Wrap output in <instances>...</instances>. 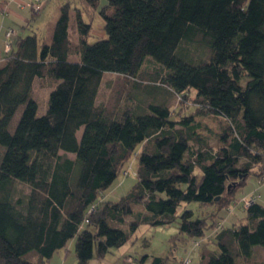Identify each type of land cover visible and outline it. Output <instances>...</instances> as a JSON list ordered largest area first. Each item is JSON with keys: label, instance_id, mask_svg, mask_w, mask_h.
Returning <instances> with one entry per match:
<instances>
[{"label": "trees", "instance_id": "1", "mask_svg": "<svg viewBox=\"0 0 264 264\" xmlns=\"http://www.w3.org/2000/svg\"><path fill=\"white\" fill-rule=\"evenodd\" d=\"M98 2L81 0L98 10L105 37L89 43L91 24L76 9L73 41L64 4L45 34L17 37L0 60V264H46L74 237L76 264H90L141 225L173 224L193 243L213 235L199 264H250L257 252L264 264V205L243 209V222L220 220L247 178L264 176V0ZM186 40L208 56L185 61L176 51ZM147 57L163 70L150 82L135 77ZM105 73L136 92L97 104ZM36 80L51 84L40 116ZM153 86L179 100L193 93V109L172 117L166 101L138 91ZM206 116L221 121L214 146L198 120ZM137 148L135 184L103 200ZM191 203L212 211L195 218Z\"/></svg>", "mask_w": 264, "mask_h": 264}, {"label": "rangeland", "instance_id": "2", "mask_svg": "<svg viewBox=\"0 0 264 264\" xmlns=\"http://www.w3.org/2000/svg\"><path fill=\"white\" fill-rule=\"evenodd\" d=\"M68 4L70 8L68 30L70 38L76 41L77 33L75 29V13L76 9L81 10L82 18L84 22L91 24L89 43L95 42L105 37L103 27V21L98 15V10L93 11L82 7L81 0H0V51L6 55L5 46L6 42L14 44L17 37L31 35L36 32L45 34L49 26V22L56 20L59 13V8ZM106 4V0H99V8ZM38 6V7H37ZM37 7V9H36ZM39 10L38 14L34 13ZM3 10V11H2ZM80 12V11H79ZM10 30L11 34L9 38L6 37V31ZM41 35V34H40ZM13 36V37H12ZM8 46V45H7ZM4 51V52H3ZM185 61H193L204 59L208 56V49L201 43H195L194 41L186 40L183 42L176 51ZM3 55V57H4ZM0 57V60L1 58ZM2 62V61H1ZM163 73V70L159 65L153 62L150 57H147L143 63L142 69L135 75L136 78L143 81H153L156 75ZM134 77V78H135ZM135 78V79H136ZM156 82V81H155ZM244 79L242 80V84ZM156 89L149 90L145 87L138 89L139 93H149L153 99L158 101H166L169 104L172 111V117L175 114L184 112L189 113L193 109V93H188L183 99H178L176 96L171 95L163 88L153 86ZM51 89L49 82H42L36 80L33 87V98L38 104V115L45 113L47 108L48 95ZM137 91V92H138ZM130 82L123 78L115 79V75L112 73H105L101 79L98 88V94L96 98L97 104L109 105L112 108L113 105L122 104L127 99L129 93H135ZM141 97V96H140ZM22 107L16 111L13 118V123H16L20 117ZM203 126H207L211 133L208 135L210 142L214 146L216 144L215 135L218 132L221 121L217 118L206 116L198 119ZM81 129L77 131L76 137L79 139L81 135ZM2 148V147H0ZM139 148V147H138ZM138 148L131 154L129 159L123 165L116 179L112 184L102 193V199L110 202H118L132 188L136 182L137 171V152ZM3 149V148H2ZM63 154V152H61ZM69 158H73L74 155L66 154ZM259 181V180H258ZM255 175L251 174L245 185L235 192L234 200L230 203L231 207L236 205V208L228 213V207L224 208L220 212L222 218L221 224L228 226L232 224L229 216L235 213L236 218L240 219L238 222H243L245 209L241 200L249 192H256L259 194V199L264 204V182L258 183ZM260 182V181H259ZM21 190L26 191L25 188L20 186ZM248 196V195H247ZM246 196V197H247ZM256 201V202H257ZM238 204V206H237ZM194 213L195 218H203L205 215L212 211V207L199 206L198 203H191L187 206ZM141 208L134 206L133 211L138 212ZM178 210H182L180 207ZM211 219H208L210 222ZM218 221L213 220L212 226L214 227ZM127 226L124 227L126 229ZM212 227V228H213ZM212 236L208 239L205 237L201 240L198 247H195L194 243L188 238L179 234L177 225L165 227H152L147 225H141L136 232L131 236L130 240L120 248L111 249L103 258H93L90 264H138V261L147 256L150 262L153 257L167 258V264H179V262L188 257L191 264H199V257L201 254L207 253V249L211 248ZM77 237H74L66 243L62 248L54 252L52 257L46 264H76L75 257V244ZM204 244V246H202ZM209 244V246H207ZM201 248V250H198ZM262 254L255 253L253 261L250 264H258L261 261ZM239 264H244L239 262Z\"/></svg>", "mask_w": 264, "mask_h": 264}, {"label": "built area", "instance_id": "3", "mask_svg": "<svg viewBox=\"0 0 264 264\" xmlns=\"http://www.w3.org/2000/svg\"><path fill=\"white\" fill-rule=\"evenodd\" d=\"M10 34H11V31L10 30L6 31V37L7 38H9ZM9 46H10V42H8V43L6 42V46H5V51L6 52L9 51V49H10ZM259 181H258V183H263L264 182V176L261 177L259 179ZM258 199H259V194L256 193V192H252L247 197H245V198H243L241 200V204H242V206L244 208H247L250 204L255 203ZM194 245H195V247H198L200 245V242H194ZM179 264H191V262H190V259L188 257H186V258H183L179 262Z\"/></svg>", "mask_w": 264, "mask_h": 264}, {"label": "crops", "instance_id": "4", "mask_svg": "<svg viewBox=\"0 0 264 264\" xmlns=\"http://www.w3.org/2000/svg\"><path fill=\"white\" fill-rule=\"evenodd\" d=\"M38 7V6H37ZM37 7H36V9H37ZM3 11V10H2ZM34 13L35 14H38L39 13V10H37V11H35V9H34ZM57 19V18H56ZM53 22H55V20L54 21H51V22H49V24H51V23H53ZM41 35H43L42 33H40ZM13 37V36H12ZM4 52V51H3ZM3 55H4V53H2L1 51H0V57H3ZM1 62V61H0ZM258 181V180H257ZM251 192H249L247 195H249ZM246 195V196H247ZM246 196H244V198L246 197ZM258 203H260L261 205H264V204H262L260 201H257ZM237 206H238V204H237ZM236 208V205L234 206V207H229V211H228V213H231L234 209ZM233 215H235V216H237L235 213H233V214H231L230 216H229V219H230V221H232V224H234V223H239L238 221L240 220V219H238V218H236L235 216L233 217ZM241 221V220H240Z\"/></svg>", "mask_w": 264, "mask_h": 264}, {"label": "water", "instance_id": "5", "mask_svg": "<svg viewBox=\"0 0 264 264\" xmlns=\"http://www.w3.org/2000/svg\"><path fill=\"white\" fill-rule=\"evenodd\" d=\"M218 200V198H215V201H217Z\"/></svg>", "mask_w": 264, "mask_h": 264}]
</instances>
